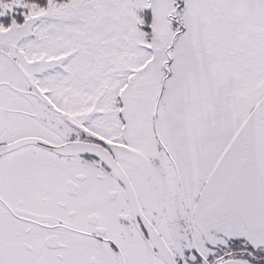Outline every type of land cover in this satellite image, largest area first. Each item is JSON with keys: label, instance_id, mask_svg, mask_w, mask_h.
<instances>
[{"label": "snow or ice", "instance_id": "snow-or-ice-1", "mask_svg": "<svg viewBox=\"0 0 264 264\" xmlns=\"http://www.w3.org/2000/svg\"><path fill=\"white\" fill-rule=\"evenodd\" d=\"M0 264H264V0H0Z\"/></svg>", "mask_w": 264, "mask_h": 264}]
</instances>
